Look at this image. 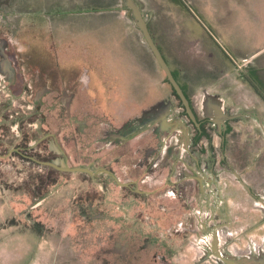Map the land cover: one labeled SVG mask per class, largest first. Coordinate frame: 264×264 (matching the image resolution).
<instances>
[{"label":"flooded vegetation","instance_id":"obj_1","mask_svg":"<svg viewBox=\"0 0 264 264\" xmlns=\"http://www.w3.org/2000/svg\"><path fill=\"white\" fill-rule=\"evenodd\" d=\"M35 3L0 0V53L9 64L0 66V160L8 161L11 198L38 205V215L21 211L27 231L44 238L45 215L55 210L87 225L80 247L58 250V264H264L251 219L264 207L228 158L232 124L254 117L260 127L258 111L212 115L172 69L192 115L170 82L141 94L126 71L110 66L104 41L61 42L69 36L53 27L78 12L39 14ZM36 25L47 28V43H14L21 29L30 39ZM231 184L245 192L240 218L227 206ZM257 227L264 233V219Z\"/></svg>","mask_w":264,"mask_h":264},{"label":"rangeland","instance_id":"obj_2","mask_svg":"<svg viewBox=\"0 0 264 264\" xmlns=\"http://www.w3.org/2000/svg\"><path fill=\"white\" fill-rule=\"evenodd\" d=\"M92 1L93 4L91 0H71L70 11L78 12L83 7L92 6L100 8L103 6L108 9L105 10L106 13L100 11L101 15L85 17L88 21L93 18L95 23L105 21L107 26L104 28L103 43L109 46L108 49L105 48L109 56H106L107 59L114 60L117 51H120L119 43L139 48L141 44L145 46L144 58L149 64H153V59L159 64L142 31L132 20L131 12L129 11L127 15L128 10H122L124 0ZM67 2L68 0L62 1L61 12L68 10ZM135 2L148 23L155 43L168 47L165 58L182 83L184 73L193 76L199 74L210 80L220 78V85L228 89V94L236 91L235 94L240 97L239 107H254L264 123V50L261 53L258 51L264 48V0H135ZM71 16L74 24L78 25L75 20L81 19L76 17L80 15ZM38 21L37 17L31 18L33 24ZM39 26L36 25L34 32L29 34L30 39L27 33L22 35L21 29L14 43H47L51 39L48 36L49 32L44 25ZM101 29L95 27L94 31L101 32ZM89 32L88 24L87 31L77 30L61 42L69 43L71 39L85 37L90 42L101 45L102 38L91 37L92 34ZM231 43H246V46L236 49V45ZM121 49L123 50V46ZM238 49L249 55L246 62H234ZM159 67L161 78L169 86L170 81L166 73L160 64ZM208 79L201 83V89L204 87L203 84H207ZM194 89L195 92H201L198 87ZM247 120L255 126V143L261 142L264 151V127H258L254 117ZM7 168V159L0 160V264H58L56 260L58 250L68 247L67 244L75 248L80 247L87 235L85 234L88 230L87 225L78 222L71 224L62 217L57 218L55 215L59 216L58 210H55L56 213L52 211L45 215L47 221L44 238L33 237L27 231L31 224L22 216L21 211L28 209L31 215H38V205L32 203L31 199L22 201L21 195L18 200L11 198L7 184L12 175ZM12 219L14 225L11 223ZM260 231L258 230L257 236L254 237L258 244L264 239V233ZM69 233L72 234L71 240L65 238ZM192 254L194 256V251ZM184 263L188 262L181 261V264Z\"/></svg>","mask_w":264,"mask_h":264},{"label":"crops","instance_id":"obj_3","mask_svg":"<svg viewBox=\"0 0 264 264\" xmlns=\"http://www.w3.org/2000/svg\"><path fill=\"white\" fill-rule=\"evenodd\" d=\"M35 5L38 7V13L39 14H51L53 12H56L57 10H61L62 8V1L63 0H33ZM67 1V0H65ZM70 1L68 0V10L66 11L69 14V12L72 7H70ZM92 4L93 1L91 0ZM34 4V3H33ZM100 5V4H97ZM87 6V5H86ZM70 8V9H69ZM96 8V9H94ZM87 10H90V12H87ZM105 10H108L107 8L101 6L100 7H93L87 8L83 7L78 11V15L80 11H82V15H101L99 12H105ZM106 13V12H105ZM66 23H60L55 24L53 27V31L57 32L59 37L60 34L64 36H69L70 34L78 31H87V20L86 19H76L75 21L78 22L76 25L74 24V20L72 18L65 19ZM105 21H96L94 22L93 18H90V34H92L95 38H102L101 41L103 42L105 37ZM95 27H101V32H96ZM95 33L97 35H95ZM155 42V41H154ZM231 45H236L237 48H243L246 46V43H231ZM105 56L109 57L106 54V49H108V45L106 43H102ZM120 51H117V55H115L114 60L110 61L109 63L116 71L123 70L126 71L128 74V78L132 79L136 82L135 88L138 89L139 93H144V90L146 88H149L152 84V87H156L157 85H160L163 82V79L161 78L160 72H158L159 64L153 59V64H149L148 60L144 58V49L145 46L139 45V47H132L131 45L128 46L127 43H119ZM123 46V50L121 47ZM160 51L162 52L164 58H165V51L168 48L167 46L158 45ZM147 50V49H146ZM264 48L259 49V53L263 52ZM237 58L234 60V62H243L247 59H249V55L246 54L243 50H237ZM144 54V55H143ZM166 59V58H165ZM171 67V66H170ZM171 69V68H170ZM199 75V74H198ZM190 75L189 73H184L183 79H184V85L187 89H189L190 95L193 98V101L195 104H198L199 101L204 105L206 110H209L212 115H215L216 113L220 115L226 116L227 110H230L233 117L239 116L237 113L239 111V101L240 97L235 94L236 91H231L228 94V89L226 87H222L220 85L221 79H208L201 77V75ZM259 78V77H257ZM206 79H208L207 84H203L204 87L201 89V83L206 82ZM209 84V86H208ZM206 85V86H205ZM194 87H198L201 89V92H195ZM235 113V115L233 114ZM226 114V115H225ZM228 116V115H227ZM259 122H260V128L264 127V123L261 120V117L258 116ZM247 121V120H246ZM248 123H238V124H232L233 128H235L236 134L235 136H230V143L232 145V149H234L233 155L230 157L228 156L229 161L232 162V165H234L235 175L237 177H240L243 179H246L248 181V190L253 191L255 194V197L259 199V202L261 203L260 206L264 207V151L262 150V143L258 142L255 143V126L251 125V122L247 121ZM259 127V126H258ZM220 130H222V124H220L219 127ZM231 149V150H232ZM237 161L236 164H234L233 159ZM249 169L250 171H244L243 169ZM262 168V169H261ZM189 177L192 176V174H188ZM192 178V177H191ZM199 180V179H198ZM250 186V188H249ZM208 186L203 184V181H199V188L200 192L202 194L207 193L208 194ZM230 188L232 190L226 191L227 194H234L233 198L229 200L228 207L232 211L233 216H237L240 218L242 216V213L246 212L247 206L244 205L243 201L245 199V192L243 191L242 187L239 184H231ZM224 192V191H223ZM220 200H223V198L219 197ZM250 205L248 206V208ZM259 208L254 207L251 214V219L254 223L253 227V236L256 237L258 234L259 228L257 227L258 222L260 219H264V211L263 213L260 212ZM228 210L225 209L224 213L227 214ZM218 214L220 216H223V214ZM240 214V215H239ZM210 222L207 219L203 220V226L206 228L207 225ZM244 224V223H243ZM210 225V224H209ZM241 225V224H240ZM240 228V227H239ZM219 235V234H218Z\"/></svg>","mask_w":264,"mask_h":264},{"label":"water","instance_id":"obj_4","mask_svg":"<svg viewBox=\"0 0 264 264\" xmlns=\"http://www.w3.org/2000/svg\"><path fill=\"white\" fill-rule=\"evenodd\" d=\"M124 6L131 11L136 26L142 31L149 47L151 48L153 54L155 55L157 61L160 64V66L162 67V69L166 73L168 80L173 85L175 90L178 92V94L182 98L184 104L186 105L189 113L192 115V112H191V109L189 106V101L185 97V95L182 92L178 82L176 81L175 77L173 76L169 66L165 62L161 52L159 51L158 47L156 46V44H155V42L151 36V33L149 31V28L147 26V23H146L145 19L143 18V15H142V12H141L139 5L135 2V0H124ZM3 43H5V42H3ZM5 65L7 67L9 66V64L7 63V57L4 54L0 53V66H2V68L4 70H6ZM218 115H220V114L218 113Z\"/></svg>","mask_w":264,"mask_h":264}]
</instances>
